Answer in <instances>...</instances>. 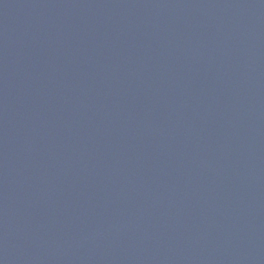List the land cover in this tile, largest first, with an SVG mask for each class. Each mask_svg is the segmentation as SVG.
<instances>
[{
  "label": "water",
  "instance_id": "obj_1",
  "mask_svg": "<svg viewBox=\"0 0 264 264\" xmlns=\"http://www.w3.org/2000/svg\"><path fill=\"white\" fill-rule=\"evenodd\" d=\"M0 264H264V0H0Z\"/></svg>",
  "mask_w": 264,
  "mask_h": 264
}]
</instances>
